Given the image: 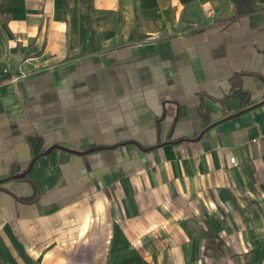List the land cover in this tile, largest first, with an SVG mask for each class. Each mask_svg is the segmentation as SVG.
Instances as JSON below:
<instances>
[{"label":"crops","instance_id":"obj_1","mask_svg":"<svg viewBox=\"0 0 264 264\" xmlns=\"http://www.w3.org/2000/svg\"><path fill=\"white\" fill-rule=\"evenodd\" d=\"M251 4L0 0V264H264Z\"/></svg>","mask_w":264,"mask_h":264},{"label":"trees","instance_id":"obj_2","mask_svg":"<svg viewBox=\"0 0 264 264\" xmlns=\"http://www.w3.org/2000/svg\"><path fill=\"white\" fill-rule=\"evenodd\" d=\"M235 6V15H246L250 13L252 9V0H232Z\"/></svg>","mask_w":264,"mask_h":264},{"label":"built area","instance_id":"obj_3","mask_svg":"<svg viewBox=\"0 0 264 264\" xmlns=\"http://www.w3.org/2000/svg\"><path fill=\"white\" fill-rule=\"evenodd\" d=\"M230 161H231V163H234L235 159L233 157H230Z\"/></svg>","mask_w":264,"mask_h":264},{"label":"water","instance_id":"obj_4","mask_svg":"<svg viewBox=\"0 0 264 264\" xmlns=\"http://www.w3.org/2000/svg\"><path fill=\"white\" fill-rule=\"evenodd\" d=\"M51 148H49L47 151H49ZM16 176H23V174H19V175H16Z\"/></svg>","mask_w":264,"mask_h":264}]
</instances>
